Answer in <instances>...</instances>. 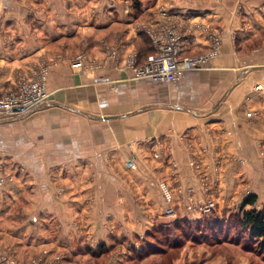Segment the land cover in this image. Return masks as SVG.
Here are the masks:
<instances>
[{"label":"crops","instance_id":"crops-1","mask_svg":"<svg viewBox=\"0 0 264 264\" xmlns=\"http://www.w3.org/2000/svg\"><path fill=\"white\" fill-rule=\"evenodd\" d=\"M169 20L188 38L184 55L207 51L221 31L219 55L168 84L137 79L115 61L74 64L81 52L102 61L104 41L144 60L154 47L140 27ZM45 63V105L0 120L30 129L28 148L0 153V178L10 175L0 185V264H128L168 217L159 179L174 190L166 227L203 219L186 209L207 198L195 163L221 208L246 188L264 201V0H0L1 84ZM129 158L140 170L126 166ZM219 248L205 247L211 264L253 263L235 245Z\"/></svg>","mask_w":264,"mask_h":264},{"label":"built area","instance_id":"built-area-1","mask_svg":"<svg viewBox=\"0 0 264 264\" xmlns=\"http://www.w3.org/2000/svg\"><path fill=\"white\" fill-rule=\"evenodd\" d=\"M162 13L166 16V11ZM140 31L146 32L155 49L145 60H141L137 50L130 51L124 56L118 46L104 41L105 57L102 61L98 62L87 52H81L75 57L74 64L79 66L86 64L88 67L101 69L115 61L116 67L121 70L126 68L132 70L137 79L168 84L181 81L190 70L205 67L210 60L219 55L223 45L222 32H214L210 36L211 46L207 51L189 56L184 55L188 38L175 22L169 20L156 27L144 25L140 27ZM50 68L51 64L45 63L32 77L21 76L10 86L5 87L0 82V120L22 118L45 105L50 97L48 89ZM262 87L263 85H257L258 89ZM128 166L135 168L136 161L130 158ZM4 183L5 178L2 177L0 185ZM168 197H171L170 192ZM215 205V201L210 200L201 207V210L205 214L211 213Z\"/></svg>","mask_w":264,"mask_h":264},{"label":"rangeland","instance_id":"rangeland-1","mask_svg":"<svg viewBox=\"0 0 264 264\" xmlns=\"http://www.w3.org/2000/svg\"><path fill=\"white\" fill-rule=\"evenodd\" d=\"M135 1V0H133ZM221 32V31H218ZM146 34V33H145ZM149 39L150 37L147 36V34L144 37V42L147 44L149 43ZM133 51V50H132ZM153 52V51H152ZM205 52V51H204ZM203 53V52H202ZM30 129L28 126H18L16 124H8V125H2L0 126V153L3 151H5L6 155L10 154V153H14V147L16 146H21L23 147H27L26 142L29 141L30 137ZM21 142V143H18ZM18 144V145H17ZM26 150H23V155L24 156V152ZM13 156H15L14 154H11ZM168 156H170V154L168 153ZM155 157H157V153H155ZM130 159V158H129ZM125 160V164L127 167L128 166V160ZM18 160V159H17ZM135 160V159H134ZM197 169H198V177H200V179L203 182V186L204 189L207 190V198L204 201L201 202H196L194 199L190 200V202L187 204L186 209L189 210L190 212H195V211H199L203 214V218L206 216H214V217H218L221 220H225L227 223H231L234 222L236 223V226L238 225V231L240 229V224L238 223L237 219L235 217H233L234 215H237V213H241V211L243 210L242 205L244 204L245 200L253 195L251 194V189L250 188H246V190L244 191V198L243 200H239L233 203H230L227 206H223L222 208L219 206L220 203L217 202V199L215 197V195H213V187H211V184L208 183V180L206 178V174L204 173V171L200 170L199 167L200 165L195 163L194 164ZM1 166L3 168V165L1 163ZM131 170L134 171H138L140 170V165L136 162V167L132 168L129 167ZM4 170V169H3ZM173 176L177 175L178 170L176 168L171 170ZM4 177L5 181L7 179L10 178V175L5 173L3 171V174L1 176V178ZM177 177V176H176ZM0 178V179H1ZM158 185H159V190L162 193L165 202H166V206L164 207L165 209V217L163 218V221L160 222H156L153 229L157 230L155 228H159L158 232L161 231L160 233H158V235H161V237H163V239L166 238L167 234L162 232V229L165 228V226L171 225L173 222H170L173 220V218H170L169 216L172 215L173 211V204H174V190L173 187L165 180V179H159L158 181ZM166 186V187H165ZM171 193V197H168V192ZM210 200H214L216 205L215 208L213 209V211L211 213L205 214L202 212L201 207H203L206 203H208ZM245 209H252V208H256L258 210H263L264 211V201L263 202H258L256 200V202L254 204H247L244 206ZM172 210V212H171ZM172 230V229H171ZM173 231V236L176 235V233L181 232V229H176L172 230ZM171 231V232H172ZM239 231V233H237V231H233L230 235L227 236V238H225L226 240H221V242H219V237H221L222 235L218 234L216 236L211 235V237H209V239H214L213 244L210 245V242H207L206 240H203L202 242L198 243L195 242L193 239H191L190 237H186L185 240H183V243H181L178 246H168L167 240L165 239L164 241H166L163 245V252H155V253H149L147 255L144 256H138V254L135 253V251H132L131 254L128 257V264H175L177 259H181V264H186V261H189L191 259V261H201V264H211V260H207L205 259V255L203 254V252H205V247L209 248L210 251H213L215 253L217 252H224L221 248L217 249V247L219 246V244H232L236 246V252L237 253H244V255L249 256L250 260L253 262L252 264H264V251L260 250L257 247V244L254 243V241H252L250 235L248 232L246 233H242ZM244 237V238H242ZM231 238V239H230ZM224 239V238H222ZM201 241V240H200ZM192 244V251H190L188 249V244ZM207 243V244H206ZM198 244L203 248L202 251H199L196 249V247L198 246ZM195 248H194V247ZM189 251V252H188ZM111 252L113 251H106L103 254H105L106 258H109V256L113 257V254H111ZM221 252V253H222ZM193 257V258H192ZM209 262V263H207Z\"/></svg>","mask_w":264,"mask_h":264},{"label":"trees","instance_id":"trees-1","mask_svg":"<svg viewBox=\"0 0 264 264\" xmlns=\"http://www.w3.org/2000/svg\"><path fill=\"white\" fill-rule=\"evenodd\" d=\"M150 42L152 43L151 40ZM154 51L155 49L153 48V52ZM256 200H257L256 195L249 196L242 205L243 210L241 211V213H237V215H234L233 217H235L238 223L240 224V229H239V231L241 232L240 234L248 232L252 241H254V243L257 244V247L260 250L264 251V211L258 210L256 208H252V209L244 208V206L247 204H254ZM235 226L236 223L234 222L227 223L225 220H221L218 217L206 216L202 220H198V221L180 220L178 221V223H176L173 229L171 228V226L170 227L165 226V228L162 229V232L167 234L165 239L167 240L168 246L174 247L183 243V240H185L186 237H190L193 240H197V239L201 241L206 240L207 242L213 243L216 241H214V239L211 238L209 239V237H211V235L216 236L220 234L222 236L219 237L220 240L219 242H221V240H226L225 238H227V236L230 235L234 230L237 231V233H239L238 228H236L238 227V225L236 227ZM175 228L177 230L181 229V232H178L176 233L175 236H173L172 230H175ZM155 229L157 230L153 229L148 234L149 237L154 240V243L146 244L145 246L134 250L135 253L138 254V256H144L149 253L151 254L161 251L163 252L164 250L163 245L166 241H164L165 239H163L161 235H158V233L161 232V231L158 232L159 228H155ZM96 252H97L96 254L100 255L106 252V250L100 249L99 251L97 250Z\"/></svg>","mask_w":264,"mask_h":264}]
</instances>
